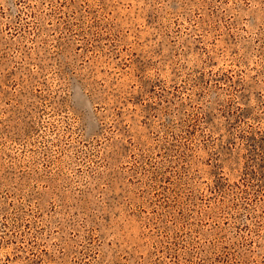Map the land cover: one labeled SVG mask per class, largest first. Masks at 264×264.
<instances>
[{"label": "rangeland", "instance_id": "rangeland-1", "mask_svg": "<svg viewBox=\"0 0 264 264\" xmlns=\"http://www.w3.org/2000/svg\"><path fill=\"white\" fill-rule=\"evenodd\" d=\"M0 264H264V0H0Z\"/></svg>", "mask_w": 264, "mask_h": 264}]
</instances>
